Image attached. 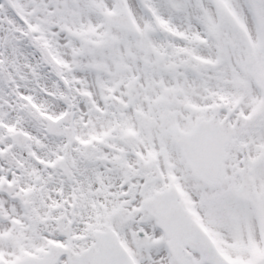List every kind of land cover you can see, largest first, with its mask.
<instances>
[{"label":"snow or ice","instance_id":"6c2138e0","mask_svg":"<svg viewBox=\"0 0 264 264\" xmlns=\"http://www.w3.org/2000/svg\"><path fill=\"white\" fill-rule=\"evenodd\" d=\"M0 264H264V0H0Z\"/></svg>","mask_w":264,"mask_h":264}]
</instances>
